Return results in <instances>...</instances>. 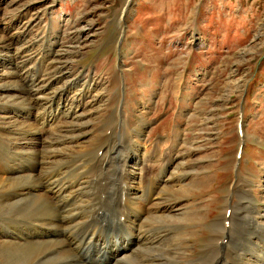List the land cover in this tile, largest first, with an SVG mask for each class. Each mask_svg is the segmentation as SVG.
<instances>
[{
    "label": "rangeland",
    "instance_id": "1",
    "mask_svg": "<svg viewBox=\"0 0 264 264\" xmlns=\"http://www.w3.org/2000/svg\"><path fill=\"white\" fill-rule=\"evenodd\" d=\"M45 35L69 71L66 80L78 74L81 85L94 83L104 91V105H86L80 148L107 145L121 160L132 149L131 140L138 142L147 170L155 174L177 145L179 162L186 164L181 170L195 173L185 180L189 190L173 196L181 197L177 202L189 212L185 223H177L178 236L190 241L175 264H203L199 258L206 255L211 234L221 232L218 218L229 198L233 207L251 204L257 222L264 223V0H0V76H10L14 67L2 60L36 54L39 47L31 44ZM17 47L34 52L22 54ZM9 80L21 84L15 95L26 98L17 74ZM13 108L10 113L0 108V125L5 116L17 120ZM18 112L21 124L14 128L33 124L32 115L22 118L23 109ZM107 171L93 188L105 211L109 208L108 217L118 219L119 207L128 208L118 197L126 177L121 167ZM237 172L243 182L230 195ZM250 186L254 203L242 197ZM232 226L239 246L244 238L243 243H256L255 254L264 253V229L249 232L244 226L242 232L239 223ZM108 229L119 233L122 225Z\"/></svg>",
    "mask_w": 264,
    "mask_h": 264
},
{
    "label": "bare ground",
    "instance_id": "2",
    "mask_svg": "<svg viewBox=\"0 0 264 264\" xmlns=\"http://www.w3.org/2000/svg\"><path fill=\"white\" fill-rule=\"evenodd\" d=\"M17 16H12L11 20ZM46 37L35 38L36 43L31 44L39 47L36 54H27V57L19 54L21 58L2 60L4 64L12 62L14 67H11L10 76H0V98L3 99L0 108L10 113L8 107H14L16 114L13 116L17 120L6 121L8 116H5L0 125V138L4 144L0 147V263L175 264L190 241L178 236L177 223H185V215L189 212L183 208L185 204L177 202L181 197L173 196L189 190L191 184L185 180L192 174L195 177V173L181 170L186 164L179 162L177 145L175 154L172 153L155 174L147 170L148 159L145 152H140L138 142L131 140L132 149L130 147L126 154L122 153L121 160L120 154L112 153L107 145H97L98 148L89 150L80 148L83 129L88 125L83 121L86 105H104V91H98L94 83L81 85L82 78L78 74L72 73L73 78H77L66 80L69 71L57 61L58 50L50 45L49 36ZM17 50L22 54L33 51L19 47ZM68 53L69 58L74 54ZM15 73L26 88V98L15 95L22 90L19 82L9 80ZM41 79L45 82L42 86L39 85ZM21 109L26 114L21 117L32 115L34 122L31 125L24 122L21 127L14 128L21 124V112H18ZM64 121H70L67 131ZM75 139L76 144H72ZM112 167H121L125 174L120 196L115 194L128 208L119 207L120 210H116L121 212L118 220L114 217L109 221L110 210L106 208L108 212L105 211L104 201L98 199L99 191L96 195L93 187L104 179L100 175H105ZM94 169L98 170L94 172ZM240 173L237 172L238 177L236 174L229 186L230 195L235 194L243 182ZM251 188L244 189L242 197L254 203L256 196ZM231 201L229 198L227 202L230 203L218 218V223H222L221 232L211 234L205 248L206 255H201L199 261L203 264H264V253H254L257 249L255 242L243 243V238L239 246L232 226L239 223L242 232L244 226L252 228L245 231L257 228L263 231L264 223L257 222L251 204L233 207ZM111 202L113 208L114 201ZM153 221L161 222L158 229L149 226ZM117 224L122 225L119 233L108 231L109 226ZM225 238H228L227 242H224ZM231 247L232 250H228Z\"/></svg>",
    "mask_w": 264,
    "mask_h": 264
},
{
    "label": "water",
    "instance_id": "3",
    "mask_svg": "<svg viewBox=\"0 0 264 264\" xmlns=\"http://www.w3.org/2000/svg\"><path fill=\"white\" fill-rule=\"evenodd\" d=\"M123 36H124V30H123V33H122V35L120 37L119 43L122 41Z\"/></svg>",
    "mask_w": 264,
    "mask_h": 264
}]
</instances>
